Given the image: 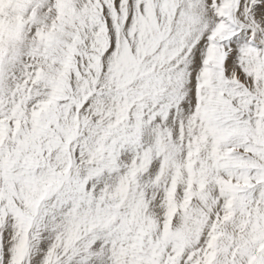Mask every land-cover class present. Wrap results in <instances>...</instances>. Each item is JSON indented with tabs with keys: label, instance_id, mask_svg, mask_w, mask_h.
<instances>
[{
	"label": "snow or ice",
	"instance_id": "6c2138e0",
	"mask_svg": "<svg viewBox=\"0 0 264 264\" xmlns=\"http://www.w3.org/2000/svg\"><path fill=\"white\" fill-rule=\"evenodd\" d=\"M0 264H264V0H0Z\"/></svg>",
	"mask_w": 264,
	"mask_h": 264
}]
</instances>
